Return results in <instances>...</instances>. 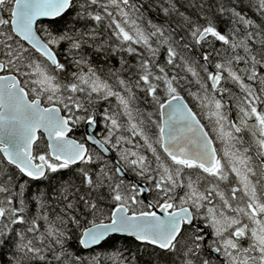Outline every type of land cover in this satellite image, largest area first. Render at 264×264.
<instances>
[{
  "label": "snow or ice",
  "instance_id": "6c2138e0",
  "mask_svg": "<svg viewBox=\"0 0 264 264\" xmlns=\"http://www.w3.org/2000/svg\"><path fill=\"white\" fill-rule=\"evenodd\" d=\"M0 264H264V0H0Z\"/></svg>",
  "mask_w": 264,
  "mask_h": 264
}]
</instances>
